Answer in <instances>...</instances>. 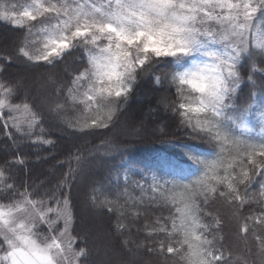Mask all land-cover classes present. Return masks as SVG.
<instances>
[{"label": "snow or ice", "instance_id": "snow-or-ice-1", "mask_svg": "<svg viewBox=\"0 0 264 264\" xmlns=\"http://www.w3.org/2000/svg\"><path fill=\"white\" fill-rule=\"evenodd\" d=\"M0 23L20 33L0 48V264H116V250L133 244L159 264H264V75L254 79L264 73V0H0ZM76 52L71 72L24 74ZM13 65L22 71L3 78ZM145 77L171 93L149 111L162 108L202 142L185 145L195 171L162 159L171 180L153 172L147 183L133 166L123 187L93 185L85 203L114 218L119 241L95 247L71 210L86 158L48 188L15 169L26 148L54 144L44 139L50 121L78 135L111 132ZM205 145L211 158L192 150Z\"/></svg>", "mask_w": 264, "mask_h": 264}, {"label": "trees", "instance_id": "trees-1", "mask_svg": "<svg viewBox=\"0 0 264 264\" xmlns=\"http://www.w3.org/2000/svg\"><path fill=\"white\" fill-rule=\"evenodd\" d=\"M20 33L14 32L10 27L0 23V48L6 47L11 43V40L18 36ZM80 58V53L76 52L73 55L68 56L64 63L58 65L56 69L37 68L33 72L24 73L31 77L33 75L39 77L46 75L49 71L62 73L63 71L71 72L76 66L77 61ZM258 68H264V64L257 61ZM167 69H161V72ZM22 69L13 65L8 68L7 73L3 78H8L9 74L21 72ZM248 69H241V77L243 78L241 87L247 92V76L249 74ZM158 72L157 75H160ZM264 73H257L254 79L257 83L260 82V76ZM40 83H44L41 81ZM51 91V88L44 85ZM169 85L162 84L159 88L153 83L151 78L145 77L144 82L141 83L136 94L130 99L127 107V111L120 117L119 125L111 132H98L94 135H78L73 134L72 131H64L61 128L55 126V121H50L48 124H44L45 131L54 133V135L45 136L44 139H49L54 142L53 145L34 146L32 148H26L24 150L25 159L27 163L21 168L16 166L17 176L28 182L39 184L40 181L50 180L51 185L46 184L45 188L55 185L56 180L66 173L69 168L76 170L78 165L76 164V157L79 155L82 158H86L87 168L84 173L78 177L79 183L72 191V197L74 199L75 207L71 210L76 217V226L78 230H85L89 232L90 244L95 247L101 246V241L110 243L115 249L119 241L112 237L110 225L114 223V218L104 215L102 212L95 208H91L85 203V193L89 191L93 185L98 189L107 188L111 185L116 188L117 185L123 187L124 173L129 167L138 168L143 175L148 177L147 183H151V175L153 172L160 174L162 179H172V176L165 174L167 169H164L160 165V160L166 159L169 161H175L186 168H191L195 171V165H190L187 157L184 155L185 145H194L195 143H202L201 141H192L183 132H177L175 124L178 121L173 122L169 119V114H165L163 109L158 111H149V108L155 109L156 101L155 97L160 95H169L170 92L166 90ZM171 92H175V87H171ZM173 99L175 97H172ZM130 117L136 123H144L149 125L146 130L138 128L136 130L131 126L130 130L126 133L121 129H124L122 121L125 117ZM144 121V122H143ZM146 121V122H145ZM143 124V125H144ZM51 125V126H50ZM140 125H137L139 127ZM145 126V125H144ZM115 144H119V149L115 147ZM8 148V141L4 139L3 131H0V159L4 156L5 149ZM197 153L211 158V152L208 147L194 148ZM8 158H11L9 155ZM87 174V175H85ZM195 179L194 176L189 177ZM132 180H141V183H145L141 179L140 175L131 177ZM185 183L187 180L184 181ZM44 189H41L43 191ZM132 195L139 196L140 192H132ZM216 207L220 210L223 209L219 202ZM210 211L214 209H209ZM90 217H95L100 221L104 231H108L112 241H106L100 239L95 233V229L91 228ZM125 237H120L124 239ZM159 239V238H157ZM132 240L135 243L144 241V236H133ZM84 245H79L83 247ZM133 245H129L128 248H133ZM126 248L123 252L117 250L116 264H120L122 259L119 257H127L129 255H143L149 259L147 264H159L156 257L147 255L144 251L130 252Z\"/></svg>", "mask_w": 264, "mask_h": 264}, {"label": "rangeland", "instance_id": "rangeland-1", "mask_svg": "<svg viewBox=\"0 0 264 264\" xmlns=\"http://www.w3.org/2000/svg\"><path fill=\"white\" fill-rule=\"evenodd\" d=\"M44 83H39L37 85H35L36 88H40V87H45ZM144 122V121H143ZM146 122V121H145ZM123 125H124V129L121 127V129L126 133V130L129 131L131 126L133 127L134 130H136L137 128L139 129L138 132H140V128H144V130H146V128L149 126L146 124H142V123H135L134 120H132V118L130 117H125L124 120L122 121ZM137 125H140L139 127H137ZM147 131V130H146ZM221 211H226V210H221ZM89 221H91V228H94L95 233L97 234V236L100 239L106 240V241H112V239L110 238V234L108 233V231H104V227H102V224L100 223V221L96 220L95 217H90ZM117 250L115 252V260L117 259ZM102 258V257H101ZM119 259H122V262L120 264H129V262H136V264H147L149 263V259H147L145 256L143 255H129L126 258L125 257H119ZM117 261V260H116Z\"/></svg>", "mask_w": 264, "mask_h": 264}]
</instances>
